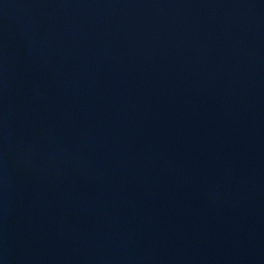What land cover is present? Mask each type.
Wrapping results in <instances>:
<instances>
[{
    "label": "water",
    "instance_id": "1",
    "mask_svg": "<svg viewBox=\"0 0 264 264\" xmlns=\"http://www.w3.org/2000/svg\"><path fill=\"white\" fill-rule=\"evenodd\" d=\"M0 264H264V0H0Z\"/></svg>",
    "mask_w": 264,
    "mask_h": 264
}]
</instances>
